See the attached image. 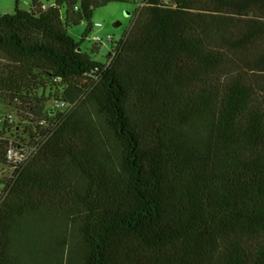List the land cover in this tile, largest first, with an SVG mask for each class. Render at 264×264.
Listing matches in <instances>:
<instances>
[{
  "label": "trees",
  "instance_id": "obj_1",
  "mask_svg": "<svg viewBox=\"0 0 264 264\" xmlns=\"http://www.w3.org/2000/svg\"><path fill=\"white\" fill-rule=\"evenodd\" d=\"M45 1L0 15V264H264V0H138L105 64L67 30L126 0Z\"/></svg>",
  "mask_w": 264,
  "mask_h": 264
},
{
  "label": "rangeland",
  "instance_id": "obj_2",
  "mask_svg": "<svg viewBox=\"0 0 264 264\" xmlns=\"http://www.w3.org/2000/svg\"><path fill=\"white\" fill-rule=\"evenodd\" d=\"M33 1L18 0L17 2V0H0V15H12L15 13L17 7L20 10L29 11ZM38 1L46 3L45 0ZM138 8V0H126L95 9L92 24H102V28H93L86 36L88 23L84 21L80 25L68 28V34L80 45L84 53L88 54L93 60L105 64L107 63V56L111 51L112 44L106 43L105 48L102 49L95 44L94 38L101 37L105 39L107 35H111L115 40V44L122 41L130 29ZM115 25L118 26L116 27ZM0 112L2 115L12 116L16 123L19 120L18 112L12 106L0 105ZM1 194L2 188L0 187Z\"/></svg>",
  "mask_w": 264,
  "mask_h": 264
},
{
  "label": "built area",
  "instance_id": "obj_3",
  "mask_svg": "<svg viewBox=\"0 0 264 264\" xmlns=\"http://www.w3.org/2000/svg\"><path fill=\"white\" fill-rule=\"evenodd\" d=\"M168 1V0H164ZM102 24H96L93 28H102ZM95 44L100 46L102 49L105 48V44L109 43L112 44L115 42L113 36L107 35L105 39L101 37L94 38ZM58 108L63 112L70 109V106L66 103H59ZM7 124V129L10 130L9 133H13L12 129L15 126V119L12 116H8L5 120ZM43 124V123H42ZM37 147H28L27 145L21 146V148L14 147L13 145L10 146L6 153V166H0V176L3 177H11L13 173L22 167L36 152Z\"/></svg>",
  "mask_w": 264,
  "mask_h": 264
},
{
  "label": "water",
  "instance_id": "obj_4",
  "mask_svg": "<svg viewBox=\"0 0 264 264\" xmlns=\"http://www.w3.org/2000/svg\"><path fill=\"white\" fill-rule=\"evenodd\" d=\"M116 27L118 26V25H115Z\"/></svg>",
  "mask_w": 264,
  "mask_h": 264
}]
</instances>
